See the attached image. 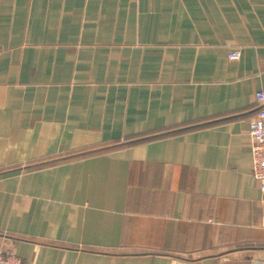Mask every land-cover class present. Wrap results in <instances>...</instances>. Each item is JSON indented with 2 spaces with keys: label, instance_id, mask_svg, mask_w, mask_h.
<instances>
[{
  "label": "crops",
  "instance_id": "0c3cea01",
  "mask_svg": "<svg viewBox=\"0 0 264 264\" xmlns=\"http://www.w3.org/2000/svg\"><path fill=\"white\" fill-rule=\"evenodd\" d=\"M261 90L264 0H0V251L264 264Z\"/></svg>",
  "mask_w": 264,
  "mask_h": 264
},
{
  "label": "built area",
  "instance_id": "2783aa9c",
  "mask_svg": "<svg viewBox=\"0 0 264 264\" xmlns=\"http://www.w3.org/2000/svg\"><path fill=\"white\" fill-rule=\"evenodd\" d=\"M231 60L240 58L239 52L230 54ZM258 105L256 116L250 122L249 143L252 156V177L259 184L264 196V90L256 93ZM0 264H22L21 260L12 252L0 251Z\"/></svg>",
  "mask_w": 264,
  "mask_h": 264
},
{
  "label": "water",
  "instance_id": "95a60500",
  "mask_svg": "<svg viewBox=\"0 0 264 264\" xmlns=\"http://www.w3.org/2000/svg\"><path fill=\"white\" fill-rule=\"evenodd\" d=\"M256 264H258V263H256Z\"/></svg>",
  "mask_w": 264,
  "mask_h": 264
}]
</instances>
